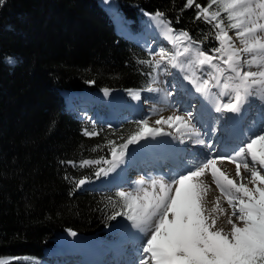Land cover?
Here are the masks:
<instances>
[{"label":"trees","instance_id":"trees-1","mask_svg":"<svg viewBox=\"0 0 264 264\" xmlns=\"http://www.w3.org/2000/svg\"><path fill=\"white\" fill-rule=\"evenodd\" d=\"M196 2L204 6L208 0ZM185 4L110 0L111 11L98 0H5L0 5V258L12 264H24L15 259L24 257L35 264H62L66 258L44 252L64 232L100 248H113L117 237L128 233L124 216L110 218L115 209L109 200L119 204L117 189L102 184L105 175H95L99 166L79 164L110 159L108 141L123 143L121 137L135 131L137 122L109 124L102 104L81 115L69 101L95 99L105 89L121 94L123 101L130 90L145 92L151 68L138 63L151 60L138 43L150 24L144 14L163 13L177 32L187 31L212 54L219 46L213 26L197 20L198 10ZM9 58L16 63L9 64ZM85 130L99 134L85 136ZM82 178L89 183L76 188Z\"/></svg>","mask_w":264,"mask_h":264},{"label":"snow or ice","instance_id":"snow-or-ice-1","mask_svg":"<svg viewBox=\"0 0 264 264\" xmlns=\"http://www.w3.org/2000/svg\"><path fill=\"white\" fill-rule=\"evenodd\" d=\"M4 2L0 0V5ZM193 5L198 10L196 19L213 26L219 46L209 54L192 40L187 31L177 32L163 18V13H155L151 18L163 27V38L175 51L161 48L156 53L160 60L155 63L138 61L151 68L149 84L143 90L150 93L160 91L152 85L157 82L158 70L166 62L184 73V79L197 93L214 101L216 112L239 113L250 97L264 102V0H208L204 6L196 0H186L185 8ZM229 30L235 31L241 47L235 46ZM194 44L197 46L193 47ZM7 62L16 63L14 58ZM205 65L211 71L205 69ZM163 71L166 73L167 69ZM202 74L208 78L202 79ZM213 88L219 89L218 95L211 91ZM104 91L107 95L108 90ZM130 94L134 99L140 98L139 92L130 90ZM225 96L228 102L222 103L220 97ZM155 124L174 127L182 135L196 137L194 143L205 144L190 120L182 116L161 117ZM83 134L92 137L99 133L85 130ZM165 134L170 133L162 132L161 127L150 126L147 119L137 121L136 130L126 139L121 137L123 143L117 145L115 141H108L106 147L110 149V160L103 157L85 159L79 167L99 166L95 175H107L123 162L129 145L148 136ZM180 142L184 143V140ZM207 147L212 146L208 144ZM218 160L234 164L237 179L218 167ZM67 163L76 166L72 161ZM241 170L249 174L247 183ZM261 170H264V133L250 135L232 155L205 158L184 174L170 179H152L148 187H144V180H140L135 192H117L119 204L109 200L115 209L110 218L124 216L133 228L147 237L142 243L145 256L140 264H264V172ZM206 171L210 172L219 191L211 209L206 200L211 186L201 180ZM86 183H89L87 178L75 181L76 188ZM220 197L226 201L230 213L221 207ZM218 216L226 217L230 231L217 226ZM69 235L75 236L76 233L69 231ZM15 259L23 260L24 264H35L32 258ZM0 264L12 262L0 258Z\"/></svg>","mask_w":264,"mask_h":264},{"label":"rangeland","instance_id":"rangeland-1","mask_svg":"<svg viewBox=\"0 0 264 264\" xmlns=\"http://www.w3.org/2000/svg\"><path fill=\"white\" fill-rule=\"evenodd\" d=\"M98 5H100L105 10L111 11L109 7L110 0H107V2H105V0H98ZM151 17H152L151 15L144 14V21L147 20L150 22V24H149V27L145 28L144 30V36H143L144 38L143 37L140 38L138 43H139V46L143 48V50L150 55L153 63H155L156 61L160 60V57L156 55V53L159 52L161 48L165 49L166 51L173 52V53L175 50L173 49L172 45L169 44L168 41L163 38V32H164L163 27L160 24H158L157 21L153 20ZM149 28H150V31L148 32ZM119 32L120 34L127 36L126 34H124L125 32H121V30H119ZM228 34L229 36L232 37V40L235 46L237 48L241 47L239 44V41L237 40L235 36V31L229 30ZM193 47H196V46L193 45ZM180 59H183V57H181ZM214 62H218V61H214ZM165 68L167 69L166 73L163 71V69ZM204 68L208 69V66L205 65ZM252 70H255V69H252ZM208 71H211V70L208 69ZM158 72L160 74L158 75L157 82L153 84L152 86L160 89L159 92L150 93V92L145 91L144 93L140 95L139 99H134L133 96L131 95L127 98V101H123V97L121 94L108 92V94L106 95L105 92H102L100 94H97L95 99L91 97H85V96H81L83 98L73 97L69 101V104H70L69 106L70 108H73L72 110H74L75 106L73 104L76 103L80 108L79 111L81 112V115H83L91 107L96 111L99 110L100 105L102 104L106 112L105 114V118L107 120L106 122L110 124H114V125L115 123H118L119 121H125L128 119L134 120L136 122L147 119L150 126L161 127L162 132L170 133V134L162 135V137L156 136L152 138L154 142H157L158 144H160L159 152L162 151V142L168 143L172 147V149H176L178 147H181L182 149L183 146L185 145L186 148L191 147L194 150H199V152H196L194 154L195 155L194 157L199 159L200 161L204 160L205 158H216L217 156L232 155L235 150H238V148L242 146V144L249 139L250 135L264 133V102H262L260 99H257L255 97H250L249 103H251V105L247 104L248 106L250 105L248 107V112L244 113L245 115H243L242 118H244L245 116H249V115L251 117L249 116L246 119H244L243 125L240 122L241 125L239 126L241 127V129H243L244 132L246 133L250 132L248 133L249 135L247 137V140L244 141L243 143L241 142L240 145L235 144V143L231 145H227V144L225 145L224 142L223 144L221 142L220 144L223 145L224 148L219 147V144H218L219 142H217V140L222 139L221 138L222 136L220 132L217 130V128L218 127L221 128L222 126L225 127L226 123H228V121L223 122V119H226V117L228 116L226 112L224 111L216 112L215 111L214 113H211V110H213V108H211V105L214 104V101L210 99L206 100L205 97L202 96L200 93L199 94H200L201 99L200 98L193 99L191 97V91H195V90L192 87V85L184 79V73L171 68L170 66L167 65L166 62L162 64L161 70H158ZM207 78L208 76L206 74H202V79H207ZM211 91L217 95L219 93V89L217 88H213L211 89ZM189 94L191 98L190 100L186 98L187 96H189ZM197 96L198 95H195V97ZM161 99H163V102ZM220 100L222 103H226L228 102V97L227 96L220 97ZM163 106L168 107V109L171 110V113H174V114L176 113V115L182 116L186 120H190L191 124L195 127V129L199 131L201 138H203V140L205 141V146L200 145V144L194 145L193 143L188 142V141H184V143H181L180 141L183 138V135L181 138L179 136L181 135V133L176 132L174 127L169 128L167 125H160V126L156 125L155 121L161 118V114L164 111V109L160 110ZM202 106H205V109H209V110H206V112H209V113L201 112L202 114H210V113L211 114L209 118L200 117L201 121L205 119L206 121L210 120L211 122L214 123L211 125L212 128L214 129L213 131H211V133L215 141H212V140L210 141V139L206 140V138H204V133L202 132L203 128L205 130H211V129H208V125L206 126L205 123H199L198 121H196V116H199V114H197L198 110L201 109ZM241 114L240 116H242ZM233 134L237 137V139H239L236 133H233ZM164 138L166 140H164ZM215 142L217 143V150H215V148H212V147H216ZM233 142H236V141H233ZM142 143L144 142L139 141V144H142ZM208 144H211L212 147L211 148L207 147ZM131 146L132 145H129V148L127 149L125 153L124 158L126 159H124L123 162L119 165L120 173L118 172V174L122 176L121 181H116V182L111 181L110 182L108 180V174H109L108 173L107 175H105V179L102 182L103 185H106V186L110 185V187L117 189L118 192L119 191L135 192V189L137 188V184L133 183V180L131 178L134 175L136 177L134 181L136 180L137 182L140 180H144L145 183L143 186L148 187V184L152 179H160V178L170 179V177L173 178V177L178 176L179 174L186 173L188 171L187 169L194 168L192 165L190 166L189 160L184 161L185 159H189L188 155L192 154L188 150H185L187 152V157L182 158L180 156L181 160L179 158L177 159L178 161L180 160L182 162L181 166L189 167V168L187 169H184L182 167L179 168L180 164L178 166L177 164H174L175 169H172L174 171V175L173 174L166 175L165 173H163L164 167L162 164H164V162H167L169 164L174 163L172 160H169L167 155L162 156V161H159L158 155H157L158 152L157 153L149 152V153H146V155L141 154V157L139 158L140 160H138V157L131 154V150H130ZM228 146L231 148L233 147L232 149H230L231 152H228L227 154L223 155L222 151H226ZM135 148H136V153L137 152L141 153V150H138L139 145L135 146ZM219 149L221 153H219L218 151ZM181 152H184V151L182 150ZM208 153H210L209 154L210 156L208 155ZM132 160H134L133 161L134 163L131 162ZM227 163H230V162H228L227 160L217 161L218 167H220L230 177H233V179H237L235 176V173L232 172V170L236 171L235 165L230 163L233 167L230 169ZM155 164L158 168L155 166ZM125 165L126 167H124ZM149 171H151L152 173L150 174ZM241 171H242V175L245 176L244 182L247 183V178L249 177V174L244 173L243 170ZM261 171L264 172V170H261ZM165 172L171 173L172 171L166 168ZM145 174L146 175L148 174L149 177H147ZM201 180L204 184L211 186L207 194V198H206L207 203H211L212 200H215V198L219 196V191L216 189L214 183L212 182L210 172L206 171L204 176L201 177ZM248 186L252 187L251 184H249ZM220 205L221 207L226 209L229 213L231 212V209L228 208V205L223 197H220ZM214 215H218V214H214ZM123 222H120V223H123ZM125 225H126V228L129 229L128 234L123 237L121 236L118 237L117 241L114 243V246L116 245V249L121 250L120 253H117L115 256H113L114 262H111L108 260V258L110 257L109 251L111 248H100L96 246L95 244H93L86 237H79L77 235L75 236L79 237V239L84 238V240L80 239L81 242L79 241L76 243H72V240L74 239V237L69 235L68 232H64L62 234L63 236L61 235L62 238H60L59 240L57 239L54 240V243L48 250L44 252V255L51 256L53 258H61V259L71 258L70 256L78 255L76 256V258H79V259H77L76 261L67 260L63 264H90L89 260L93 263L95 262V259H97L100 256L105 257L104 260H100V264H131L134 261L136 262L141 261L145 256V254L142 251V243L146 242L147 237H143L141 233H139L135 228H133L130 221H127ZM217 226L224 228L226 232L230 231V225L227 224L225 216H218ZM116 229H117L116 226H113V230H116ZM64 239H66L65 243H63ZM99 249L103 250V252H98ZM121 256L123 257L127 256L128 258L125 260L123 259L122 261Z\"/></svg>","mask_w":264,"mask_h":264},{"label":"bare ground","instance_id":"bare-ground-1","mask_svg":"<svg viewBox=\"0 0 264 264\" xmlns=\"http://www.w3.org/2000/svg\"><path fill=\"white\" fill-rule=\"evenodd\" d=\"M155 25V24H154ZM150 31V28L148 29V32ZM160 36V35H159ZM187 81V80H186ZM187 85V84H186ZM181 86V85H180ZM187 94V93H186ZM193 94H194V92H193ZM199 95V94H198ZM164 99V98H163ZM163 99H161L162 100V102H163ZM201 99V98H200ZM206 99V98H205ZM207 100V99H206ZM191 103V102H190ZM247 104H250L251 105V103H247ZM247 104H245L244 106H243V108H242V110H241V112H239V113H232V112H226V114L228 115V116H235L236 117V119L234 118L233 120H225V121H228V123H226V125H225V127L223 128V129H226L229 125H233V126H240L241 125V123H242V125H243V120L244 119H246L247 117H249V116H245L244 118H242L243 117V114H242V116H240V114L241 113H246V112H248V107L250 106H248ZM211 108H213V110H214V108H215V103L213 104V105H211ZM162 109H164V111H163V113L161 114V117H165V118H167L168 116H172V115H176V113L174 114V113H171V110H169L168 109V107H166V106H163L160 110H162ZM206 110H209V109H205V106H202L201 107V109H199L198 110V113L197 114H199V116H196V121H198L199 123H203L202 121H201V118L200 117H205V118H209L210 117V114H202V113H209V112H206ZM213 110H211V112L212 113H214V111ZM202 112V113H201ZM161 113V112H160ZM221 114V113H220ZM251 117V116H250ZM240 119H241V121H240ZM209 120V119H208ZM248 120V119H247ZM241 122V123H240ZM250 122V121H249ZM231 123V124H230ZM208 124H206V126H207ZM243 128V127H242ZM208 129H211L212 131L214 130L213 128H212V126L211 125H208ZM223 129H222V131H223ZM229 129H232L231 127H228V130ZM243 130V129H242ZM247 131V130H246ZM248 133H250V132H248ZM255 133V132H254ZM181 138H182V134L181 135H179ZM160 137H162V135H160ZM184 137H185V139H184ZM153 137L152 136H148V137H146V139L145 140H141V141H143L144 143H142V144H139V142L138 143H136V144H134V145H132L131 146V154H133V155H135L136 157H138V160H140L139 158L141 157V154L142 155H146V153H149V152H152V153H157V155H158V159H159V161H162V156H164V155H167L168 156V158H169V160H172L175 164H177V166L179 165V168L180 167H182V168H184V169H187V168H189V167H183V166H181L182 165V162L180 161L181 160V158H180V156L182 157V158H186L187 157V152L185 151V150H188L190 153H192L191 155H188L189 157V159H185L184 161H186V160H189V164H190V166L192 165L193 167L195 166V165H197V164H199L201 161L199 160V159H197V158H195L194 156V154L196 153V152H199V150H194L193 148H191V147H188V148H186V146L184 145L183 146V148L181 149V147H178V148H176V149H172V147L168 144V143H164V142H162V151L161 152H159V149H160V144H158L157 142H154V140L152 139ZM200 138H201V136H200ZM234 138V139H233ZM184 141H188V142H191V143H193L194 145H198V144H196V143H194V141H195V139H196V137H189V136H186V135H183V138H182ZM201 139H203V138H201ZM235 139H237V137L234 135V134H229V136H228V138H227V140H220L219 141V143H221L222 142V144H223V142H224V144L226 145H231V144H234V143H236V142H233V141H236ZM164 140H166L165 138H164ZM137 145H139V148H138V150H141V153L140 152H137L136 153V148H135V146H137ZM191 145V144H190ZM203 146H205V144L203 145ZM223 146V145H222ZM186 148V149H185ZM222 148V147H221ZM223 148H224V146H223ZM137 150V151H138ZM184 151V152H181V151ZM219 151V153H221L220 152V149L218 150ZM210 153H208V155H209ZM132 155V156H133ZM153 155V154H152ZM177 155H179V156H177ZM224 155V154H223ZM210 156V155H209ZM144 157V156H143ZM148 157V156H147ZM177 158H179L180 160V162L178 161V159ZM124 159H126V158H124ZM134 160H132L131 162H133ZM158 162V161H157ZM134 163V162H133ZM228 164V166H229V168L231 169V168H233L232 167V165L230 164V163H227ZM230 164V165H229ZM127 165H129V164H127ZM141 165V164H140ZM163 165V167H164V170H163V173H165L166 175H168V174H173L174 175V171L172 170V169H175V165L174 164H169V163H167V162H164V164H162ZM231 166V167H230ZM124 167H126V165L124 166ZM137 167V166H136ZM143 167V166H142ZM153 167V166H152ZM157 167V166H156ZM166 168H168L169 170H171L172 172L171 173H166L165 172V169ZM121 169V168H120ZM155 169V168H154ZM191 169V168H190ZM190 169H187V170H190ZM128 170V169H127ZM152 170V169H151ZM118 172H119V167L114 171V172H110L109 174H108V180L111 182H116V181H121V175H119L118 174ZM150 172V174L152 173L151 171H149ZM232 172L233 173H235V170H232ZM120 173V172H119ZM124 173V172H123ZM149 174V173H148ZM146 175L147 177H149V175ZM140 177V176H139ZM124 178H125V176H124ZM132 178V180H133V183H135V184H137V182H136V180L134 181V179H136V177H135V175L133 176V177H131ZM171 178V177H170ZM233 178V177H232ZM139 180V179H138ZM214 200H212V202H213ZM209 202H211V201H209ZM207 203V206L209 207V209H211V207H213V203ZM63 236V235H62ZM62 236L60 237V238H62ZM74 237V239H76V240H72V243H76V242H81V240L80 239H83L84 240V238H80L79 239V237H77V236H73ZM59 238V239H60ZM59 239H57V240H59ZM61 241V240H60ZM66 242V239H64L63 240V243H65ZM60 243H62V242H60ZM59 243V244H60ZM58 244V245H59ZM63 245V244H62ZM64 248H66V247H64ZM133 253V252H132ZM101 260V259H100ZM99 260V261H100ZM140 263V261H134V262H132L131 264H139Z\"/></svg>","mask_w":264,"mask_h":264},{"label":"water","instance_id":"water-1","mask_svg":"<svg viewBox=\"0 0 264 264\" xmlns=\"http://www.w3.org/2000/svg\"><path fill=\"white\" fill-rule=\"evenodd\" d=\"M110 159H111V157H110ZM110 159H109V160H110Z\"/></svg>","mask_w":264,"mask_h":264},{"label":"clouds","instance_id":"clouds-1","mask_svg":"<svg viewBox=\"0 0 264 264\" xmlns=\"http://www.w3.org/2000/svg\"><path fill=\"white\" fill-rule=\"evenodd\" d=\"M14 66V65H13Z\"/></svg>","mask_w":264,"mask_h":264}]
</instances>
